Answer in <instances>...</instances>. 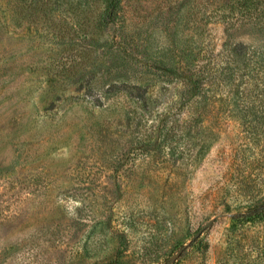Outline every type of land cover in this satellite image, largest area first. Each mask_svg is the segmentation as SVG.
Here are the masks:
<instances>
[{"label": "rangeland", "instance_id": "374dc122", "mask_svg": "<svg viewBox=\"0 0 264 264\" xmlns=\"http://www.w3.org/2000/svg\"><path fill=\"white\" fill-rule=\"evenodd\" d=\"M104 1L0 0V264H264V0Z\"/></svg>", "mask_w": 264, "mask_h": 264}, {"label": "trees", "instance_id": "16d2710c", "mask_svg": "<svg viewBox=\"0 0 264 264\" xmlns=\"http://www.w3.org/2000/svg\"><path fill=\"white\" fill-rule=\"evenodd\" d=\"M118 0H105L104 1V12L102 15V20L109 19L110 15L114 14L117 11L118 7ZM264 211H257L256 209L254 211H249L245 214H242L243 216H253L257 214H263Z\"/></svg>", "mask_w": 264, "mask_h": 264}, {"label": "water", "instance_id": "95a60500", "mask_svg": "<svg viewBox=\"0 0 264 264\" xmlns=\"http://www.w3.org/2000/svg\"><path fill=\"white\" fill-rule=\"evenodd\" d=\"M214 221V219H211V220H209L201 229H199L196 233H195V235L193 236V240H195V239H197L201 234H202V232L212 223ZM189 246V244H186V245H184L182 248H180L178 251H177V253L170 259V261H169V263H171V262H173V261H175L179 256H180V254L183 252V250L185 249V248H187ZM168 263V264H169Z\"/></svg>", "mask_w": 264, "mask_h": 264}]
</instances>
